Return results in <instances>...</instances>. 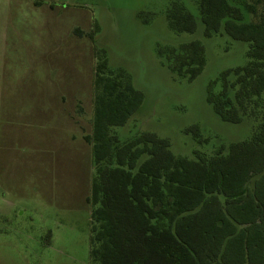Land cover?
I'll return each mask as SVG.
<instances>
[{"label": "rangeland", "instance_id": "rangeland-1", "mask_svg": "<svg viewBox=\"0 0 264 264\" xmlns=\"http://www.w3.org/2000/svg\"><path fill=\"white\" fill-rule=\"evenodd\" d=\"M172 1L0 0V264H92L86 201L95 171L84 136L92 130L94 46L144 93L128 122L112 127L121 141L155 132L193 158L253 135L258 119L223 121L206 100L221 71L248 64L249 43L223 30L206 37L196 0L180 1L198 17L197 30L175 32L166 18ZM196 39L206 65L189 82L158 48ZM192 124L207 143L184 131Z\"/></svg>", "mask_w": 264, "mask_h": 264}, {"label": "trees", "instance_id": "trees-1", "mask_svg": "<svg viewBox=\"0 0 264 264\" xmlns=\"http://www.w3.org/2000/svg\"><path fill=\"white\" fill-rule=\"evenodd\" d=\"M196 1L206 37L223 30L249 43L248 64L221 71L206 100L223 121L258 119L253 135L213 154L195 150L193 158L176 155L155 132L121 141L112 127L128 122L144 93L94 46L92 130L84 136L95 171L87 197L92 264H264V0ZM166 18L175 32L197 30L198 17L180 0ZM99 29L88 33L93 42ZM158 55L189 82L206 65L198 39L158 48ZM184 131L209 141L198 124Z\"/></svg>", "mask_w": 264, "mask_h": 264}, {"label": "crops", "instance_id": "crops-1", "mask_svg": "<svg viewBox=\"0 0 264 264\" xmlns=\"http://www.w3.org/2000/svg\"><path fill=\"white\" fill-rule=\"evenodd\" d=\"M87 202V201H86ZM88 203V202H87ZM89 204V203H88ZM90 205V204H89Z\"/></svg>", "mask_w": 264, "mask_h": 264}]
</instances>
